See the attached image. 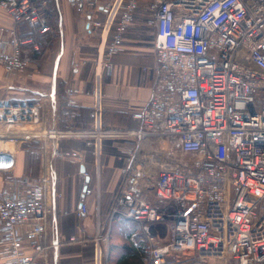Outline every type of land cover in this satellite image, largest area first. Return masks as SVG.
I'll return each instance as SVG.
<instances>
[{
  "label": "built area",
  "instance_id": "built-area-1",
  "mask_svg": "<svg viewBox=\"0 0 264 264\" xmlns=\"http://www.w3.org/2000/svg\"><path fill=\"white\" fill-rule=\"evenodd\" d=\"M65 1L87 36L99 31L98 46L77 64L88 68L87 87L64 92L71 120L79 99L89 98L91 124L58 130L53 122L45 135L53 158L78 167L77 220L87 216L93 194L85 156L55 141L80 140L97 158L104 139L118 140L120 182L108 218L138 227L149 246L146 264H264V0H148L144 9L140 0ZM57 2L0 0L11 21L0 25V69L13 83L36 73L30 65L41 39L61 34ZM135 26L153 31L155 78L143 106L128 100L136 126L110 129L103 125L104 82ZM39 119L35 104L0 106L6 128ZM15 168L14 151L0 149V264H49L48 252L61 245L46 242L54 170L43 163L31 182ZM162 223L168 236L154 242ZM107 240L97 222L91 239L67 242H91L99 264Z\"/></svg>",
  "mask_w": 264,
  "mask_h": 264
},
{
  "label": "crops",
  "instance_id": "crops-1",
  "mask_svg": "<svg viewBox=\"0 0 264 264\" xmlns=\"http://www.w3.org/2000/svg\"><path fill=\"white\" fill-rule=\"evenodd\" d=\"M147 1L141 0L143 2H140L142 9ZM56 9L57 25L61 27L60 37L43 38L45 39L43 45L46 44V46L43 47L41 53L34 54L30 65L31 69H36L32 79L13 83L0 69V106L26 102L38 105L40 110V119L36 124L22 122L6 128L0 123V149L14 151L16 168L13 174L15 176L35 182L42 173L41 165L43 166L45 162L47 165L51 164L54 170L55 181L47 198L50 215L47 223L46 242L58 239L61 245L48 252L49 264H96L92 243L82 246L78 243L67 242L69 237L74 236L89 240L94 233L95 219L90 214H87L82 221H78L75 216L78 167L65 160L52 157L54 144L52 140L43 142L40 146V164L35 158H30L34 154L36 155V152L38 153V145L35 146V144H39L36 139H33L38 133L35 134L31 131H41L45 127L46 117L43 109L46 108L47 103H55L56 110L52 124L53 122L56 124L57 98L64 99L67 87H78L79 89L87 87L88 68L77 66L78 60L85 53L94 51L99 44V31L95 30L93 35L87 36L84 33L81 17L69 7L65 0H58ZM97 18L101 19L102 16L98 15ZM10 24L9 17L0 9V25L9 26ZM152 34L151 29L147 28L144 31L141 27H132L129 30L130 39H126L124 51L114 57V70L110 79L104 82L103 110L105 112H123L126 124L123 123L127 125L126 128L136 126V122L130 119L127 111L128 100L131 101L130 105L135 108L143 106L150 96L155 78ZM48 88L49 92L45 94ZM21 91L29 95H24L21 97V101H17L16 99H20L18 95ZM37 95L39 98H36ZM89 105V98L79 99L78 107L85 108ZM8 137L16 138V144L8 143L5 140ZM114 142H118V140ZM27 143L32 145L25 148L23 144ZM55 143L57 142L55 141ZM80 150L85 156L84 165L89 172L90 184L93 188V194L87 199L89 212V207L96 201L99 206L106 204L108 191L117 188L120 182L121 162L117 159V152L113 151L111 154L105 152L103 155L106 157L101 164L96 166L90 157L91 153L86 149ZM34 165H36V169L40 165L38 177L35 178L29 173ZM5 177L0 174V191Z\"/></svg>",
  "mask_w": 264,
  "mask_h": 264
},
{
  "label": "rangeland",
  "instance_id": "rangeland-1",
  "mask_svg": "<svg viewBox=\"0 0 264 264\" xmlns=\"http://www.w3.org/2000/svg\"><path fill=\"white\" fill-rule=\"evenodd\" d=\"M139 2H141V0ZM141 3H143V2H141ZM58 37H60V36L58 35ZM44 46H46V44H44L43 47ZM48 92H49V88L47 89L45 94H48ZM24 95H29V94H26L24 91H21L20 95H18L20 97V99H16V100L17 101H21L22 100L21 97L24 96ZM36 98H39V96L37 95ZM51 98H52V96H51ZM57 99H58V101H62L61 100L62 98L60 99V97L57 98ZM55 108H56V106H55L54 102L51 103V104L47 103L46 108L43 109V112H44L45 117H46L45 127L41 131H34V130L31 131V132H33L35 134L38 133V134H36L34 136L35 138L33 137V139H36L39 144H35V146L38 145V153L36 152V155L34 154L33 157H30V158H35V160H37V163H39V164H40V161H41L40 146L43 144V142H48L49 141V140H47L45 135L50 129L53 128V124H52L53 120L52 119H53V116L55 114V110H56ZM38 109H39V107H38ZM123 109H124V107H123ZM39 112H40V110H39ZM39 115H40V113H39ZM102 115H103V125L105 127L110 128V129H116V130L126 129L127 125H125L126 124L125 117L123 116L125 114L123 112L115 113L114 111H111V112H107L106 111L105 112L103 110ZM88 117L89 116H85V120ZM82 122L84 123L83 120H82ZM55 127L58 130L61 129L59 124H57V126L55 124ZM87 127H89V126H87ZM87 127L85 125L81 124V126L77 127V128L84 129V128H87ZM25 135H27V134H25ZM114 141L115 140L104 139L101 142L100 152H99L98 157L95 158L92 155L90 156L92 158L93 162H94V165L96 164V166H97V165L101 164L103 159L106 157L105 155H103L105 152H108L110 154L113 151L117 152L116 149L120 145L123 144L122 141H118V142H114ZM56 142H57L58 147L60 149H74V148L78 149V148L81 147L80 149H83V150L86 149V150L89 151V153H91V149L84 148L83 145H82V142L80 140H77V139L57 138ZM114 143H116V144H114ZM39 167H40V165L36 169V165H34L29 171V173L32 176H34V178L38 177V173H39V170H40ZM118 186H119V184H118ZM118 186H117V188H118ZM117 188H114L115 190L113 189V190H109L108 191L109 195H107L108 197H107L106 204L99 206L98 202L96 201V203H92V205L89 207L88 215L90 214L95 219L94 224L99 222V224L104 226L105 231L108 233V240H107V243H106L105 249H104L105 254L101 255V259H100L99 264H113V260H112L111 257H109V253L112 254L114 252H117L118 250H116L115 247H118V245H122V244L126 243L124 241V239H123L124 236H125L124 233L126 234L128 232V230H130L128 225H125V224L118 225V229L115 228V222H113V220L110 221L109 218H108L109 209H110V207L112 205L113 197H114V194H115ZM157 233H158V236L156 237L154 242L165 241L167 236H168V224L167 223L160 224L158 226V228H157ZM92 237H93V235H92ZM89 243H91V242H89ZM146 244L148 245V243H146ZM91 246H92V251H93V244H91Z\"/></svg>",
  "mask_w": 264,
  "mask_h": 264
},
{
  "label": "trees",
  "instance_id": "trees-1",
  "mask_svg": "<svg viewBox=\"0 0 264 264\" xmlns=\"http://www.w3.org/2000/svg\"><path fill=\"white\" fill-rule=\"evenodd\" d=\"M44 41L45 39H41L42 48ZM70 112L71 110L66 106L65 97L62 101H58V107L56 113L57 114L56 126L57 124H59L61 128L59 130L77 128L80 127L81 124L87 127L91 124L92 110L90 105L85 108L82 107L76 108L73 111L74 118L72 120L69 119L68 117ZM85 116H89V117L85 120ZM82 120L84 121V123L82 122ZM23 145L25 146V148H28L32 144L27 143ZM113 222H115V228L117 229H118V225L121 224L128 225L130 229L126 234L124 233L125 236L123 239L126 243L122 245H118V247H115L116 250H118L117 252H114L112 254L109 253V257L112 258L113 264H145V262L147 261L149 246L146 244L144 240H142L138 227L127 220L114 219Z\"/></svg>",
  "mask_w": 264,
  "mask_h": 264
},
{
  "label": "water",
  "instance_id": "water-1",
  "mask_svg": "<svg viewBox=\"0 0 264 264\" xmlns=\"http://www.w3.org/2000/svg\"><path fill=\"white\" fill-rule=\"evenodd\" d=\"M80 171H83V169H82V168H80Z\"/></svg>",
  "mask_w": 264,
  "mask_h": 264
}]
</instances>
